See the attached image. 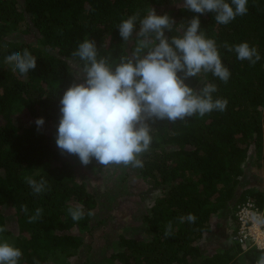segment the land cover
Listing matches in <instances>:
<instances>
[{"label":"trees","instance_id":"trees-1","mask_svg":"<svg viewBox=\"0 0 264 264\" xmlns=\"http://www.w3.org/2000/svg\"><path fill=\"white\" fill-rule=\"evenodd\" d=\"M164 2L0 0V226H6L0 242L8 240L22 250L19 264H50L59 255L77 257L85 245L80 232L94 229L90 222L98 201L75 170L81 162L75 155L61 154L56 146L60 98L81 78L69 60L83 69V61L72 53L85 39H92L98 56L118 60L131 51L119 34L122 20L138 13V28L139 19ZM246 6L245 15L226 25L215 21V13L200 14L201 30L216 41L230 78L224 82L202 71L188 83L196 90L214 84V100H227V107L203 117L152 124V143L138 168L141 178L160 191L142 218L150 238L119 236L109 255L111 264H255L264 251L244 250L231 237L233 244L211 255L202 247L214 234L213 220L228 211L236 197L248 161L255 159L264 174V0H248ZM170 12L176 23L166 31L169 37L182 35L187 22L198 15L185 6ZM13 33L31 40L11 41ZM243 42L260 55L254 65L224 46ZM24 49L37 59V67L27 74L14 72L5 63L6 56ZM24 111L31 119L44 118L52 134L34 122L19 124L17 115ZM84 167L99 173L106 166L93 159ZM25 177L43 178L46 190L34 194ZM246 193L264 206V190L244 191L231 207L234 228L236 206ZM23 204L27 213L21 210ZM81 205L84 216L74 221L69 208ZM36 209H42L41 216L29 222ZM189 213L195 222L181 223ZM169 222L172 235L166 237Z\"/></svg>","mask_w":264,"mask_h":264},{"label":"clouds","instance_id":"clouds-1","mask_svg":"<svg viewBox=\"0 0 264 264\" xmlns=\"http://www.w3.org/2000/svg\"><path fill=\"white\" fill-rule=\"evenodd\" d=\"M247 3L248 0H184L185 8L198 15L187 22L182 35L171 37L166 31L171 32L176 22L168 14L159 15L152 8L139 19L138 28L139 14L132 15L118 26L123 42L131 45V51L118 60L98 56L95 40L80 43L72 55L83 61L82 76L74 80L59 101L56 146L61 154L75 155L85 166L95 159L106 167L142 168L140 157L150 149L152 124L224 111L227 100H214V84L196 90L188 83L202 71L211 72L224 82L230 78L216 41L201 30L200 14L215 13V21L226 25L247 13ZM224 46L234 50L239 60L253 65L260 60L257 49L248 42ZM5 63L21 74L37 67V59L28 49L6 56ZM44 123V118L36 120L38 127ZM24 179L34 194L46 190L47 181L43 178ZM21 210L27 213V205H21ZM41 213L42 209H36L29 222ZM69 214L79 221L84 216L83 206L70 207ZM185 219L194 223L196 217L189 213L180 222ZM171 229L169 222L166 237L172 235ZM5 231L6 226H0V233ZM21 257L20 248L8 240L0 242V264H19ZM255 264H264V251Z\"/></svg>","mask_w":264,"mask_h":264},{"label":"rangeland","instance_id":"rangeland-1","mask_svg":"<svg viewBox=\"0 0 264 264\" xmlns=\"http://www.w3.org/2000/svg\"><path fill=\"white\" fill-rule=\"evenodd\" d=\"M182 6H184V0H165L161 8L155 10L159 15H169L173 13L170 11ZM9 39L24 42L31 40V37L13 33ZM69 61L74 67L76 76H82V68L78 62L72 59ZM17 116L19 124L36 123L37 120L31 119L25 111ZM40 128L52 134V127L46 121ZM248 162L245 167V176L241 179L229 210L213 220L214 234L202 244L206 255L221 251L224 247L233 244L230 240L234 228L231 207L238 202L241 194L247 189L264 190L263 170L257 168L255 159ZM75 170L87 183L98 201V207L90 222L94 229L80 232L84 237L85 245L82 246L77 257L66 259L64 255H59L57 259L51 258L50 264H111L109 255L115 248L116 239L119 236L150 238V232L144 229L142 218L160 196V191L141 178L138 168L109 165L102 172L93 173L83 164L78 163ZM245 195L246 198L250 197L248 193Z\"/></svg>","mask_w":264,"mask_h":264},{"label":"built area","instance_id":"built-area-1","mask_svg":"<svg viewBox=\"0 0 264 264\" xmlns=\"http://www.w3.org/2000/svg\"><path fill=\"white\" fill-rule=\"evenodd\" d=\"M237 226L231 232L233 242L244 250H264V206L260 207L252 197L239 202L235 210Z\"/></svg>","mask_w":264,"mask_h":264}]
</instances>
